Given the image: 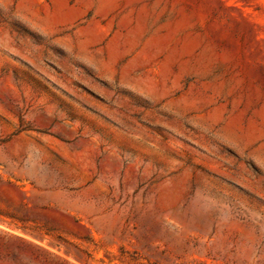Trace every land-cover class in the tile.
Returning <instances> with one entry per match:
<instances>
[{
	"label": "rangeland",
	"instance_id": "obj_1",
	"mask_svg": "<svg viewBox=\"0 0 264 264\" xmlns=\"http://www.w3.org/2000/svg\"><path fill=\"white\" fill-rule=\"evenodd\" d=\"M0 264H264V0H0Z\"/></svg>",
	"mask_w": 264,
	"mask_h": 264
}]
</instances>
